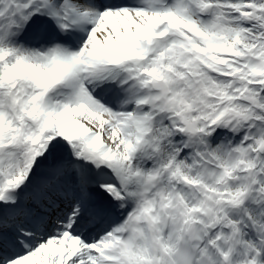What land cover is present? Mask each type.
Segmentation results:
<instances>
[{"label": "snow or ice", "instance_id": "6c2138e0", "mask_svg": "<svg viewBox=\"0 0 264 264\" xmlns=\"http://www.w3.org/2000/svg\"><path fill=\"white\" fill-rule=\"evenodd\" d=\"M0 264H264V0H0Z\"/></svg>", "mask_w": 264, "mask_h": 264}]
</instances>
